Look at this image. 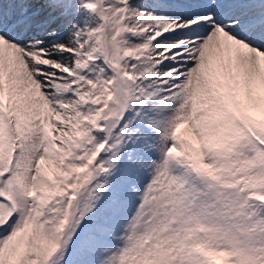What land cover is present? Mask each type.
Segmentation results:
<instances>
[{
    "label": "snow or ice",
    "instance_id": "1",
    "mask_svg": "<svg viewBox=\"0 0 264 264\" xmlns=\"http://www.w3.org/2000/svg\"><path fill=\"white\" fill-rule=\"evenodd\" d=\"M0 264H264V0H0Z\"/></svg>",
    "mask_w": 264,
    "mask_h": 264
}]
</instances>
